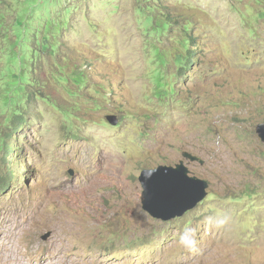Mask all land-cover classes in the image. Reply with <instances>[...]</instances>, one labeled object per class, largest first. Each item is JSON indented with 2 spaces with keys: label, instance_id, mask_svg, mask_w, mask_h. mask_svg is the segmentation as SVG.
<instances>
[{
  "label": "rangeland",
  "instance_id": "rangeland-1",
  "mask_svg": "<svg viewBox=\"0 0 264 264\" xmlns=\"http://www.w3.org/2000/svg\"><path fill=\"white\" fill-rule=\"evenodd\" d=\"M263 122L264 0H0V227L20 264H264ZM181 160L208 196L158 220L140 173Z\"/></svg>",
  "mask_w": 264,
  "mask_h": 264
},
{
  "label": "water",
  "instance_id": "water-1",
  "mask_svg": "<svg viewBox=\"0 0 264 264\" xmlns=\"http://www.w3.org/2000/svg\"><path fill=\"white\" fill-rule=\"evenodd\" d=\"M107 119L113 125L119 122L113 115L107 116ZM256 132L264 142V122L257 125ZM183 157L190 162L205 163L202 158L188 151L183 153ZM139 182L143 189V209L162 221L182 217L195 209L206 198L210 187L208 180L192 175L184 160L175 166L160 165L143 169Z\"/></svg>",
  "mask_w": 264,
  "mask_h": 264
},
{
  "label": "bare ground",
  "instance_id": "bare-ground-1",
  "mask_svg": "<svg viewBox=\"0 0 264 264\" xmlns=\"http://www.w3.org/2000/svg\"><path fill=\"white\" fill-rule=\"evenodd\" d=\"M18 230L19 229H17V228L13 229V227H9V226L0 227V264H20V262H21L20 261V255L22 252L20 251L19 243L17 240L18 234H19ZM47 258H45L46 261H47ZM62 259H63V257H62ZM63 260H61V261H63ZM55 264H65V260L63 262H56Z\"/></svg>",
  "mask_w": 264,
  "mask_h": 264
},
{
  "label": "clouds",
  "instance_id": "clouds-1",
  "mask_svg": "<svg viewBox=\"0 0 264 264\" xmlns=\"http://www.w3.org/2000/svg\"><path fill=\"white\" fill-rule=\"evenodd\" d=\"M180 244L182 246L188 248L189 250H192L195 248L196 241H195V239H188V238L184 237L183 235H181Z\"/></svg>",
  "mask_w": 264,
  "mask_h": 264
},
{
  "label": "trees",
  "instance_id": "trees-1",
  "mask_svg": "<svg viewBox=\"0 0 264 264\" xmlns=\"http://www.w3.org/2000/svg\"><path fill=\"white\" fill-rule=\"evenodd\" d=\"M190 58L193 59V60H195V59H196V56H195L194 54L191 53V54H190ZM8 147H9V145H8ZM7 187H8V186H7ZM7 187L5 186V188H7Z\"/></svg>",
  "mask_w": 264,
  "mask_h": 264
}]
</instances>
